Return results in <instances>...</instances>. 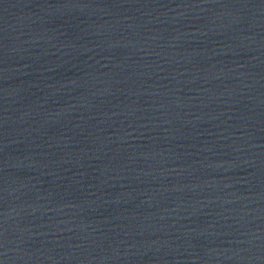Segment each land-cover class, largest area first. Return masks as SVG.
Masks as SVG:
<instances>
[{"label": "water", "instance_id": "obj_1", "mask_svg": "<svg viewBox=\"0 0 264 264\" xmlns=\"http://www.w3.org/2000/svg\"><path fill=\"white\" fill-rule=\"evenodd\" d=\"M0 264H264V0H0Z\"/></svg>", "mask_w": 264, "mask_h": 264}]
</instances>
